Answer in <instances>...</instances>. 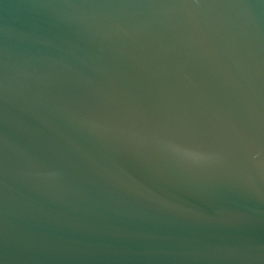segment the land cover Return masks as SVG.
Returning <instances> with one entry per match:
<instances>
[{
  "label": "water",
  "instance_id": "water-1",
  "mask_svg": "<svg viewBox=\"0 0 264 264\" xmlns=\"http://www.w3.org/2000/svg\"><path fill=\"white\" fill-rule=\"evenodd\" d=\"M0 264H264V2L0 0Z\"/></svg>",
  "mask_w": 264,
  "mask_h": 264
},
{
  "label": "snow or ice",
  "instance_id": "snow-or-ice-1",
  "mask_svg": "<svg viewBox=\"0 0 264 264\" xmlns=\"http://www.w3.org/2000/svg\"><path fill=\"white\" fill-rule=\"evenodd\" d=\"M262 2H264V0H262ZM170 147H171L175 152H177V153H180V154H187V153H186L185 146L182 145V144L175 143V144L170 145Z\"/></svg>",
  "mask_w": 264,
  "mask_h": 264
}]
</instances>
